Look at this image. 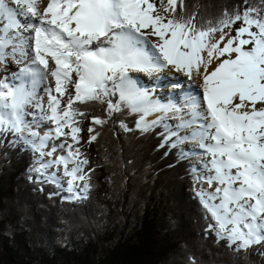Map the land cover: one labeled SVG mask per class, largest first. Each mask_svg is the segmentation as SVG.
<instances>
[{
  "label": "snow or ice",
  "instance_id": "1",
  "mask_svg": "<svg viewBox=\"0 0 264 264\" xmlns=\"http://www.w3.org/2000/svg\"><path fill=\"white\" fill-rule=\"evenodd\" d=\"M38 3L39 0H0V61L6 59L8 48L15 55V45L24 32H29L32 64L42 66L39 69L42 78L50 72L55 79V91L61 95L67 92L66 85L72 83L75 101L107 100L111 114L120 110V104H114L109 97L119 92L121 102L132 112L142 113L137 127H145V117L152 112L190 109V119L185 123L204 121L192 138L198 136L201 147L210 155L209 170L213 174L205 179L210 188L216 185L213 191L202 193L207 197L203 200L204 206L215 221L209 227H216L218 236L236 244L238 249L264 243V108L256 107L257 103L264 102V17L259 16L260 10L249 7L242 14L225 13L217 27L202 29L193 23L194 17L185 21L166 19L151 0H48L43 11L38 9ZM176 4L177 0H168L164 11L175 13ZM241 20L243 26L236 29V36L228 38L224 47L220 44L226 34L215 43L208 41L210 33L223 32L225 27ZM253 25L257 31L251 30ZM149 28L151 32L142 31ZM245 34L248 38H241ZM149 35L159 40L153 45L158 50L155 56L136 47V41ZM105 39L110 47L99 46ZM93 44H97L94 49ZM205 50L206 60L202 56ZM232 53L236 54L234 58ZM214 54L218 60L225 54L229 58L221 60L209 73L208 65ZM48 57L55 64L51 69ZM169 66L184 72L189 79L194 75L202 77L203 103L201 99L189 97L180 107L162 105L137 88L128 75L130 71L151 73ZM28 70L26 67L22 71ZM73 73L76 80L72 79ZM47 91L51 110L48 118L55 128L44 137L30 131L31 136L39 139L38 145L32 142L33 147L41 158L54 156L57 147L67 148L72 157L73 146L66 142L53 146L49 152L43 149L53 133L56 139L71 135L79 143L77 133L81 129L74 122L69 124V120L84 113L73 109L74 100L69 99L66 110L58 114L59 100L51 95L52 88ZM29 96L23 86L12 87L0 81V134L18 135L24 131L22 109ZM92 120L103 123L98 117ZM64 126L70 127V133L62 131ZM172 135L176 133L166 139ZM95 139L93 135L89 142ZM75 155H82L79 149ZM69 157H54L34 170L48 182H56L55 173L45 175V170L63 163L65 175L72 177L67 189L71 192L74 180L87 178V174L78 176L77 173L83 172L82 165L88 161L80 160L69 170ZM84 189L87 190L86 184Z\"/></svg>",
  "mask_w": 264,
  "mask_h": 264
},
{
  "label": "trees",
  "instance_id": "2",
  "mask_svg": "<svg viewBox=\"0 0 264 264\" xmlns=\"http://www.w3.org/2000/svg\"><path fill=\"white\" fill-rule=\"evenodd\" d=\"M249 7L264 17V0H178L171 15L207 29ZM109 99L119 111L109 114L107 100L76 103L78 126L96 139L82 149L87 193L74 200L40 179L25 139L0 134V264H264V243L238 249L209 227L197 176L166 139L168 125L137 127L142 113L118 92Z\"/></svg>",
  "mask_w": 264,
  "mask_h": 264
},
{
  "label": "rangeland",
  "instance_id": "3",
  "mask_svg": "<svg viewBox=\"0 0 264 264\" xmlns=\"http://www.w3.org/2000/svg\"><path fill=\"white\" fill-rule=\"evenodd\" d=\"M151 2H153L157 6V9H158L159 14L161 16L166 17V19H172V15H171L172 13H171V11H168V12H165L164 11L165 7H168V0H151ZM154 15H155V13H154ZM241 26H243V24L240 23V24H236V25L232 26L231 28H224L223 29V32L216 31L214 33H210V35L208 37V41L210 43H215L217 40H219V38H220L221 35H225L226 34L225 41L220 44V47L222 48V47H224V44L227 43V39L228 38L233 37V36H236V29L240 28ZM251 30L252 31H257V29L255 28L254 25L252 26V29ZM142 31L151 32V29L150 28L149 29H144ZM241 38L247 39L248 38L247 37V34H245ZM157 42H159L158 37L149 35V36H147L146 39L143 38V37H141L138 41H136V44H137L136 47H142L141 50L143 52L148 53V55H150V56H155V55L158 54V52H157V49H155V48H154L155 50H153V45L156 44ZM236 43H238V40L236 41ZM151 45H152V47H151ZM99 46H105V44L104 45H99ZM234 46H235V44H234ZM245 47H251V45H247ZM231 55H232V58H234L236 54L235 53H232ZM202 56L204 57L205 60L207 59V50H205L202 53ZM11 57L13 58V56H11ZM213 58H215V54H214ZM227 58H229V57H228L227 54H225V56L220 57L219 60H223V59H227ZM212 61H215V60L212 59ZM210 70H208V71H210ZM139 72L140 71H130L128 75L132 78V80L134 81V83L137 86V88L143 89L144 92H147L149 94L150 98L153 101H158L162 105H176V106L180 107V106H182V105L185 104V101L189 97L202 99V94H203L202 86L201 85H198L197 83L196 84H192V80L189 79L185 74H180L179 73V75L170 76V75H168L166 73V71H163L160 77H155L157 79H152L151 76L150 77H143V76H141L139 74L134 75L135 73H139ZM140 73H142L143 75L145 74V72H140ZM72 79L73 80H76L77 79L75 73L73 74ZM135 80L137 81V83H136ZM174 81H177V82L174 83ZM178 82H181V85H183V86L181 88H172V84H176ZM149 84H150V86L146 87ZM187 84H190L189 85L190 87L197 88V90L198 89L199 90L201 89L202 92L199 93V94L196 93V92L191 93L192 91H190V90H192V89H190L189 86H187ZM152 85L157 86V88L155 89V91L153 90V88H155V87H152ZM66 87H67V92L65 94V97H66V95L69 94L68 97H66V99H65L66 108H67L69 99H74V96H75V88H74V84H72V83L71 84L68 83L66 85ZM256 107L258 109L259 108H264V102L257 103L256 104ZM66 108H64L63 107V104H62L61 107L59 108L61 110L60 112L62 113V110L64 112V110ZM24 110H25V108H24ZM245 110H248V109H245ZM190 111H191L190 109H188L186 107H182L180 111H170V112H167L166 111V112H163V114L165 113V115H164L165 118L168 121H170L169 126H171V129H173L172 130V133H176V135H178L180 133L178 130H180L182 128V124L185 125V126H188L186 128H183V132L181 134H179L180 137L178 139V143L179 144H182V146L190 154L189 156H191V157H188L190 159L189 163L192 164V166L194 168V171H196L198 173L197 174L198 175V181L196 183V190L201 193V200L203 202V200L206 199L207 197L206 196H202V193H205L206 192L204 190V188H203L202 185L205 184L206 181H207L205 179V177L208 176V174L206 173V171H208L210 169V163H209L210 160L208 158L207 159H203L204 157L206 158L207 156L205 155L206 152L201 150V148H202L201 147V141H199L198 146H195L194 145L195 142H197V141H195V142L192 141V143H194V144H191V142H190L191 140H193V139L190 140V138H189L190 134L191 133L192 134H197L198 133V129L199 128L196 127V125L197 124H200V123H204L203 120H199L196 124L185 123V122H188L189 119H190V117L188 115V113ZM201 111H203V108H201ZM29 113L30 112H28V114ZM153 113H150L152 115H149L148 118H147V120L149 122H153L155 120V119L150 120L151 119L150 117L153 116ZM160 113H162V112H160ZM25 116H27V115L24 114L23 117H25ZM156 119H159V118H156ZM70 121H72V119ZM25 122H29V121H25ZM31 122H34V121H31ZM32 125H34V124L31 123V125H29V124H26L25 123L24 124V129L28 130L29 133H30V131H31L30 129H32ZM69 132H70V130H69ZM89 132H90L89 131V127H85L83 129V133H81V131L79 133H77V134H79V136H78L79 143H76L75 141L73 142V144H72V146H73V152L76 149H79V152H80V150H82L84 147L87 148V145L90 143L89 142V139H88V137L90 136V133ZM29 133H28V135H29ZM23 134H24V132L20 133L19 135H23ZM26 134H27V131H26ZM26 134H25V136H26ZM81 135H83V136L81 137ZM24 139L26 141L28 140L31 144H32L33 141L35 142V140L33 139V136H30V137L26 136ZM35 144H37V143L35 142ZM195 148H198L200 150L195 149ZM200 151H202V152H200ZM74 155H75V152H74ZM78 156L81 157V155H78ZM78 156L75 155V157L78 158V160L80 161V159H79ZM35 157H38L40 159L41 158L40 152H38V151L35 152ZM204 161H205V165H204ZM42 162H46V159H44V157H43V159L42 158L40 159V163H42ZM53 169H54L53 167L46 169L45 170V174H48V173L51 174V173L54 172L55 173V176H56V181H60L59 180V178H60V179H62V183L61 184L63 186H66V185L69 186L68 180H66L65 174H62L60 176L58 174V171H56L55 169L53 170ZM82 181L83 180H79L78 179L77 182L75 183L76 185L78 183L80 184L79 186H77V189H78L77 191L79 193L84 192V183ZM68 186H67V189H68ZM75 188H76V186L73 187V191H71L72 193H75L76 192L75 191ZM210 191H213V190H210ZM76 195H77V193L71 194V197H74Z\"/></svg>",
  "mask_w": 264,
  "mask_h": 264
},
{
  "label": "bare ground",
  "instance_id": "4",
  "mask_svg": "<svg viewBox=\"0 0 264 264\" xmlns=\"http://www.w3.org/2000/svg\"><path fill=\"white\" fill-rule=\"evenodd\" d=\"M47 3H48V0H39L38 9L40 11H43V9L47 6ZM29 19H31V17H29ZM29 35H30L29 32H24V35H23V38L21 39V41L15 45V47L17 49V53L15 55H13L11 53V48H8L5 51V55L7 54L6 55V59L0 61V81H5L6 83H8L12 87H21V86H23L27 92H28V87L33 88V86H34L33 84H34V82H36V80H34L33 83L32 82L29 83L27 81L19 82L17 80H14L11 74L17 68H19V66L21 65V62L23 60H25V58H27V60H31V61L33 59V51H32V47L30 46L31 42L29 41V37H30ZM169 36H170V33H169ZM104 44L105 43L103 42V43H100L99 45H104ZM136 46H137V44H136ZM91 47L94 49V48L97 47V44H93ZM105 47H110V45L105 44ZM151 47H152V45H151ZM138 48L140 50L142 49V47H138ZM153 50H155L154 47H153ZM157 52H158V50H157ZM146 54H148V53H146ZM11 56H13V58ZM8 57H10L11 61H9V59L7 60ZM213 59L215 61H212V63L210 65H208V70L211 69L210 71H208L209 73L212 70H214V68L221 61V60H218V59H215V58H213ZM48 60H49V69L55 67L54 61L50 57H48ZM27 62L28 61H25V62L23 61L22 64L24 65ZM40 67H42V66H36L37 69H40ZM203 68H204V66L202 65L201 66V71L202 72H203ZM163 71H166V73L168 75H170V76L179 75V73L180 74H184V72H177V71H175L174 68L169 66V67L163 68V69H161L159 71H155V72H151V73L145 72L144 75L142 73H140V72L139 73H135L134 75L139 74V75H141L143 77H150L151 76L152 79H157L155 77H160ZM41 74H42V72H41ZM191 80H192V84H196L197 83L198 85H201L202 89H203V80H202L201 76H195L194 75V77ZM136 83H137V81H136ZM41 85H42V87H41ZM182 86L183 85H181V82H178L176 84H172V88H181ZM48 88H52L53 89L51 95L56 96L57 100H59L58 114L62 115L63 110H62V113H61L60 112L61 110L59 108L62 105L61 102L65 98V94L66 93L64 95H61L60 93H57L55 91V79L50 74V72L47 74L46 77L43 78V82L37 85V89L38 90L34 89V93L30 94L28 102L30 100L31 103L33 104V106H31V109L30 110L26 109L27 107H29L28 103H26L23 106V109L25 108V110H29L28 112H30L29 114H27V116L23 117V121H29V122H26V124H29V125H31V123H33L34 125H32V129H30V130H31V132L39 133L40 137H44L46 134L49 133L50 129H54L55 128L54 122L51 119L48 118L51 115V110L49 108V93L47 91ZM140 90L143 91V89H141V88H140ZM201 101H202V99H201ZM202 103H203V101H202ZM23 109H22V111H23ZM243 110H245V109H243ZM167 112H170V111H167ZM164 114H163V112L162 113L154 112L153 116L150 117L151 118L150 120H153V119H156V118H161ZM150 115H152V114H150ZM31 121H34V122H31ZM200 124H203V123H200ZM198 125L199 124H197L196 127H198ZM67 128H68V126H64L62 128V131L65 132V133H70L69 131H67ZM29 135H30V133H29ZM196 135L197 134H192L191 133L190 136H189L190 140L193 139L192 137L196 136ZM33 139L35 140V142L38 145L39 144V139H37V137H34V136H33ZM192 141L193 142L197 141V142H195V144H194V143H192ZM199 141H200L199 137L197 136L196 139H193L190 142H191V144H194L195 146H198ZM64 142H66L67 144L72 145L74 141H73L71 135L60 136L59 139H56L55 138V133H53L52 134V138H50V139H48L46 141L47 146L43 149V151L44 152H49V151H51L53 146H58V145H60V144H62ZM208 143H211V141H208ZM195 149H198V148H195ZM198 150H200V149H198ZM201 150L205 151L203 147L201 148ZM202 151H200V152H202ZM205 155L207 157L206 158L204 157L203 159H207V158L209 160L211 159L209 154L206 153ZM59 156L69 157L68 149L67 148L57 147L56 148V152L54 153V156L45 155L44 159H46V161H49V160H52L54 157H59ZM78 161L79 160H78V158L75 157V155H73L72 157H69L68 163H67V168L69 170H71L72 168L76 167V163ZM204 165H205V161H204ZM210 167H211V165H210ZM53 168L56 171H58V174L60 176L62 174H65L64 164L63 163L58 164V165H54ZM206 173L208 174V176L213 174L210 170L206 171ZM77 175L79 176V175H81V173H77ZM65 177H66V180H68V181L72 179V177L68 176V175H65ZM77 180L78 179L73 181V185H72L73 187L76 186L75 183L77 182ZM202 186H203L204 190L206 191L205 193H207V192H211L210 190H213L216 185L214 184L212 186V188H210L209 184H207V181H206V183L203 184Z\"/></svg>",
  "mask_w": 264,
  "mask_h": 264
}]
</instances>
